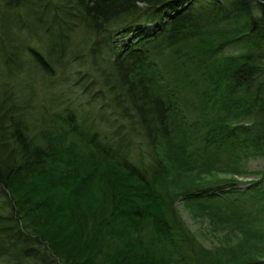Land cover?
<instances>
[{
    "label": "trees",
    "instance_id": "1",
    "mask_svg": "<svg viewBox=\"0 0 264 264\" xmlns=\"http://www.w3.org/2000/svg\"><path fill=\"white\" fill-rule=\"evenodd\" d=\"M0 67V263H261L264 0H0ZM179 202L237 243L196 245Z\"/></svg>",
    "mask_w": 264,
    "mask_h": 264
},
{
    "label": "rangeland",
    "instance_id": "2",
    "mask_svg": "<svg viewBox=\"0 0 264 264\" xmlns=\"http://www.w3.org/2000/svg\"><path fill=\"white\" fill-rule=\"evenodd\" d=\"M228 51L232 52L234 50L226 47L225 52ZM164 57H165L164 58L165 61L169 60V55H165ZM23 61H26L25 57L23 58ZM166 64H169V62H166ZM29 66L30 64L27 62L28 70L26 72V76H27L26 81H29L30 78L32 77V88L36 92V100H37L36 104L46 103L47 93L44 87V82L41 81L39 77H37L36 72L33 71V69L31 71L29 70ZM5 68L6 67H0V82L3 80L10 79L9 73L4 72ZM11 68H14V66H12ZM167 69L169 71V67H167ZM170 74L172 77L178 76L177 78L179 79V75H173L175 73L172 72H170ZM11 80L14 81V77H12ZM21 80L23 81L22 78ZM62 84H64V88L62 90L64 91L67 102L71 104V106H75V107L77 106L78 111L84 109V107L86 106V101H85L86 98H84V94H82L81 89L71 81L65 83L62 82ZM87 103H89V101H87ZM36 107L39 106L36 105ZM84 114L87 116L88 120L90 121L91 118L96 114V108H94V106L90 107L86 109ZM262 166H263V162L260 158H251L247 161V168L250 171L260 170ZM51 194H53L54 196L57 195V193L54 191L48 192V195ZM90 206L96 210L104 209V208L105 210H107L108 207L107 203H103V205L100 207V204H94V202L92 201H90ZM175 207H176V213L178 214V216L182 221L181 227L190 237H193V240L196 245L201 246L205 250L213 251L214 249H217L219 247L229 249L237 243L240 236L228 235L226 233V230L220 227L219 228L212 227L209 219L196 216L195 212H193L190 209V207L186 206L185 204L179 202L175 204ZM39 231L42 233L45 232L46 234H51L50 232H48L50 230H48L47 228H40ZM202 256L204 255H201L199 253V259H200L199 262L201 264L205 262V256L204 257ZM260 256H261L260 264H264V254Z\"/></svg>",
    "mask_w": 264,
    "mask_h": 264
}]
</instances>
